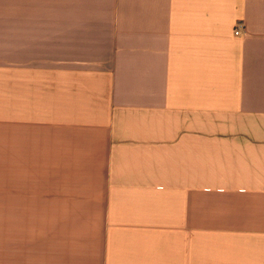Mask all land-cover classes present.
<instances>
[{
  "label": "crops",
  "instance_id": "0c3cea01",
  "mask_svg": "<svg viewBox=\"0 0 264 264\" xmlns=\"http://www.w3.org/2000/svg\"><path fill=\"white\" fill-rule=\"evenodd\" d=\"M0 212V264H264V0H0Z\"/></svg>",
  "mask_w": 264,
  "mask_h": 264
},
{
  "label": "rangeland",
  "instance_id": "374dc122",
  "mask_svg": "<svg viewBox=\"0 0 264 264\" xmlns=\"http://www.w3.org/2000/svg\"><path fill=\"white\" fill-rule=\"evenodd\" d=\"M0 215H3V213L0 212ZM5 231H6L5 221L0 220V234L5 235ZM2 244H5V243H0V245Z\"/></svg>",
  "mask_w": 264,
  "mask_h": 264
},
{
  "label": "built area",
  "instance_id": "2783aa9c",
  "mask_svg": "<svg viewBox=\"0 0 264 264\" xmlns=\"http://www.w3.org/2000/svg\"><path fill=\"white\" fill-rule=\"evenodd\" d=\"M241 29H242L241 26H237V28L235 29V34H236V35L241 34Z\"/></svg>",
  "mask_w": 264,
  "mask_h": 264
}]
</instances>
